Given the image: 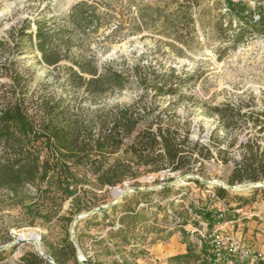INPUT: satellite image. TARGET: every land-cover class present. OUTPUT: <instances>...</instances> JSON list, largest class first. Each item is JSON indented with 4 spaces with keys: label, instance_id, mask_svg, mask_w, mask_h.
Masks as SVG:
<instances>
[{
    "label": "trees",
    "instance_id": "trees-1",
    "mask_svg": "<svg viewBox=\"0 0 264 264\" xmlns=\"http://www.w3.org/2000/svg\"><path fill=\"white\" fill-rule=\"evenodd\" d=\"M194 4V0H181L166 11L137 2L135 15L126 16L104 1L79 0L63 17H48L40 10L32 20L10 29L8 39L0 38V76L7 79L0 81V189L18 194L27 185L39 188L37 183L49 181L64 195L74 196L75 211H79L93 200L85 192L84 201L77 197L78 191H85L83 185L92 182L75 173L80 167L90 171L99 187L134 180L140 168L147 172L196 173L207 178L205 163L209 161L231 165L225 179L228 185L264 180V143L260 136L264 132V109L255 110L251 102L240 98L201 104L194 94L184 92L193 77L183 76L173 66L143 62L141 57L131 61L125 56L104 61L97 57L98 44L118 40L117 34L124 29L157 32L171 40L166 44L172 49H176L173 42L189 46L195 30L191 13ZM226 7L236 16L252 14L244 3H228ZM100 30H104L101 38ZM26 48L36 52L35 64L50 68L46 75L56 81L61 94L46 96L29 91V78L16 60ZM123 91L135 93L131 102L111 106L99 102ZM165 98L163 105L158 104ZM176 106L190 107L215 120L209 143L191 139V123L176 114ZM140 123L144 125L136 132ZM119 151L122 153L116 155ZM189 180L205 186L198 178ZM255 190L264 193V187ZM214 192L218 196L226 194L221 186H214ZM116 207L95 213L90 219ZM195 212L213 221L211 210ZM96 242L102 244L103 240ZM76 245L67 235L61 243L48 246V256L55 264H80L77 251L83 253V247L78 236ZM103 249L109 250V246L105 244ZM133 250L139 249H130V260L124 257L123 264H135L138 255L144 253ZM208 252L206 242L201 243L198 253L188 244L184 253L169 258L175 263L209 264ZM4 255L5 250H0V259ZM83 255L84 264H104L101 259ZM19 259L24 264H53L31 251Z\"/></svg>",
    "mask_w": 264,
    "mask_h": 264
},
{
    "label": "rangeland",
    "instance_id": "rangeland-1",
    "mask_svg": "<svg viewBox=\"0 0 264 264\" xmlns=\"http://www.w3.org/2000/svg\"><path fill=\"white\" fill-rule=\"evenodd\" d=\"M76 1L79 0H0V38L8 39L10 29L18 27L26 19L32 20L40 10H44L48 17H63ZM97 1L109 3L116 12L122 11L130 16L135 15L137 2L160 6L167 11L174 9L181 0ZM194 1L191 13L195 30L189 46L173 42L176 49H172L166 44V41L171 40L157 32L148 29L131 32L124 29L117 34L119 36L116 37H120L118 40L98 44L97 57L100 61L120 56L127 57L129 61L141 57L143 62L173 66L183 76L193 77L184 92L194 94L201 104H217L240 98L244 102H251L255 110L264 109V0L255 3L254 10L262 16L258 21H253L252 14L236 16L229 13L224 9L222 0ZM246 5L251 8L249 4ZM105 32L108 33V30ZM103 33L104 30L98 32L100 38ZM35 55V51L26 48L25 54L16 56L17 64L29 78V91L46 96L61 94L56 81L46 75L50 68L35 64ZM0 81L7 79L0 76ZM134 95L123 91L119 96L100 99L99 102L106 106L126 104L131 102ZM166 100L159 99L158 104L163 105ZM174 110L191 123L192 140L209 143V132L215 120L187 106H176ZM143 125L140 123L135 131ZM260 136L264 143V132ZM121 153L119 151L116 155ZM230 168V164L209 161L205 163L207 178L188 173V178L178 185L170 186L168 191L143 189L145 193L142 194L130 192L125 196L114 197L112 191L115 188L124 191L131 187L158 186L181 174L167 170L147 172L140 168L134 180L114 187H99L93 183L90 171L80 167L75 173L79 177L86 176L92 182L84 184L82 189L85 191H78L77 197L82 198L85 192L93 200L89 204L85 203L79 211H75L74 196L64 195L49 181L37 183L39 188L27 185L18 194L0 189V246H4L5 250L0 264H24L19 257L26 251L48 255V246L61 243L67 235L70 238L77 214L114 199H117L114 211L94 219H90L91 215L85 216L75 225L74 236L79 237L85 255L101 259L104 264H123L124 257L130 260V249H139L133 251L144 253L138 255L135 264H193L191 261L175 263L169 257L177 254V248L185 247V252L188 244L196 253L199 252L204 242L198 233L201 229L199 221L203 218L195 211L214 207L226 209L227 217H231L235 214L233 209L242 208L246 212L241 219L244 222H264V193L255 190L258 187L248 185L249 182L235 189L225 188L226 194L218 199L211 197L214 186L225 183ZM189 178L208 183L199 186ZM182 230L185 234L181 233ZM28 234L36 236V245L31 241L16 242L27 239L25 237ZM99 238L103 240L102 244L96 242ZM259 241L264 242V238L259 236ZM105 244L109 250L103 249ZM77 253L79 257H84L80 249Z\"/></svg>",
    "mask_w": 264,
    "mask_h": 264
},
{
    "label": "built area",
    "instance_id": "built-area-1",
    "mask_svg": "<svg viewBox=\"0 0 264 264\" xmlns=\"http://www.w3.org/2000/svg\"><path fill=\"white\" fill-rule=\"evenodd\" d=\"M224 9L226 5L246 3L252 10L253 21H258L259 13L254 10L257 0H222ZM211 197L218 199V195L213 191ZM213 221L202 219L199 221L201 229L198 230L200 240L208 243L209 252L207 261L209 264H259L262 259V253L255 250L242 235H239L237 228L228 229V225H233L237 220L227 217L226 209L211 207ZM241 211L240 213H238ZM236 215L243 216L246 212L242 208L233 209Z\"/></svg>",
    "mask_w": 264,
    "mask_h": 264
},
{
    "label": "water",
    "instance_id": "water-1",
    "mask_svg": "<svg viewBox=\"0 0 264 264\" xmlns=\"http://www.w3.org/2000/svg\"><path fill=\"white\" fill-rule=\"evenodd\" d=\"M189 175L188 174H183V175H180L179 177L177 178H174L173 180L171 181H167V182H163L162 184L158 185V186H153V187H146V188H141V187H131L129 189H126L124 191H122L121 195L120 196H125L127 195L128 193L130 192H140L142 191L143 189L144 190H153V189H160V188H163V187H170V186H173V185H178L180 184L181 182L184 181L185 178H188ZM203 183H208V181H202ZM245 184H247L246 182L244 183H241V184H238V186H235V185H228L226 183H223V182H220L219 183V186L223 187V188H230V189H235L237 187H240V186H244ZM248 185L250 186H254V187H259V186H262L264 187V180L262 181H259V182H249ZM117 203V199H114L113 201L105 204V205H98L96 207H93L92 209L88 210L87 212L85 213H82V214H77L75 217H74V220H73V224H72V227H71V230H70V240L76 245V238L74 236V227L75 225L77 224V222L85 217V216H90V215H93L95 213H101L102 211L104 210H107V209H110L113 205H115ZM18 241H31L30 238H27V239H19L17 240L16 242ZM77 246V245H76ZM4 249V246H0V250ZM78 252V251H77ZM41 255H43L45 258L48 259L49 262L55 264V262L53 261L52 258H50V256L48 255H44L41 253ZM77 258L79 259V262L80 264H84V258L83 257H79L78 256V253H77Z\"/></svg>",
    "mask_w": 264,
    "mask_h": 264
},
{
    "label": "crops",
    "instance_id": "crops-1",
    "mask_svg": "<svg viewBox=\"0 0 264 264\" xmlns=\"http://www.w3.org/2000/svg\"><path fill=\"white\" fill-rule=\"evenodd\" d=\"M229 218L237 221H235L233 225H228V229L237 228V232L239 233V235H242L244 240H246L255 250L262 253V260L260 261L264 262V242L259 241V236L264 238V222H258V220H250L249 222H244L243 220H241L244 217L236 214H232V216ZM256 230H260V232ZM184 250L185 247L177 248L176 252L182 253L184 252Z\"/></svg>",
    "mask_w": 264,
    "mask_h": 264
},
{
    "label": "bare ground",
    "instance_id": "bare-ground-1",
    "mask_svg": "<svg viewBox=\"0 0 264 264\" xmlns=\"http://www.w3.org/2000/svg\"><path fill=\"white\" fill-rule=\"evenodd\" d=\"M122 191L123 190L118 187L112 191V194L114 197H119L121 195ZM27 237L31 239L32 243H34L35 245L37 244V238L34 234H28V236H26L25 238H27Z\"/></svg>",
    "mask_w": 264,
    "mask_h": 264
}]
</instances>
